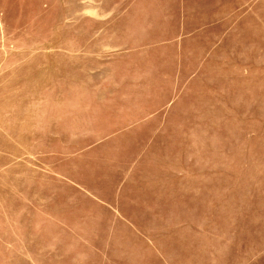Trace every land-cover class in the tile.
I'll return each mask as SVG.
<instances>
[{
	"label": "rangeland",
	"instance_id": "rangeland-1",
	"mask_svg": "<svg viewBox=\"0 0 264 264\" xmlns=\"http://www.w3.org/2000/svg\"><path fill=\"white\" fill-rule=\"evenodd\" d=\"M0 264H264V0H0Z\"/></svg>",
	"mask_w": 264,
	"mask_h": 264
}]
</instances>
